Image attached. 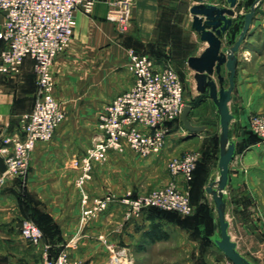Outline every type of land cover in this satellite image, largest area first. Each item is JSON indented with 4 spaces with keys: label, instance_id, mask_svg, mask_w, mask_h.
Masks as SVG:
<instances>
[{
    "label": "crops",
    "instance_id": "crops-1",
    "mask_svg": "<svg viewBox=\"0 0 264 264\" xmlns=\"http://www.w3.org/2000/svg\"><path fill=\"white\" fill-rule=\"evenodd\" d=\"M113 1L99 0L90 15L77 12L72 45L53 64L55 96L65 112V121L50 142L37 144L27 184L21 186L10 181L0 186V264H44L46 251L53 257L67 252L76 264H108L110 254L106 244L126 247L136 259L144 260L148 254L163 253L161 247L171 239L172 229L180 232V240L187 237V230L181 231L180 227L156 217L150 210L139 218L127 220L128 207L122 200L128 193H131L130 198H136L151 187L172 181L186 188L188 184L180 177H173L165 167L170 158L183 157L195 150L197 143L207 139L206 123L194 122L195 126H204L206 130L192 135L181 122L183 127L171 130L163 150L148 158L137 156L128 146L123 153L110 152L106 163L95 166L93 178L85 184L84 191L92 198L112 195L114 200L96 218L85 223L81 219V194L75 185L81 171L76 162L101 137L98 124L105 106L134 86V78L127 67L128 51L133 49L150 56L159 68L171 64L185 66L194 75L187 61L207 48V43L201 42L191 29L190 8L196 4L193 0H135L132 28L126 34L120 33L115 22L109 19ZM248 10L246 6L239 12ZM1 23L0 16V28ZM238 25L233 39L240 32L241 20ZM250 32L246 47L239 53L236 86L230 104L235 115L236 143L248 130L250 117L264 113V0ZM36 80L31 59L25 60L19 76L0 75V137L20 131L22 116L33 109ZM187 104L194 106L189 116L191 122L193 113L201 106H209L212 118L217 117L219 122L213 102L197 92L186 97ZM262 144H253L244 154V161L248 162ZM234 164L235 159L230 167L228 188L230 234L239 250L250 258L241 249L234 234L236 223L230 218L231 192L240 181L233 177ZM205 165L199 166L192 190L193 200L197 202L208 184ZM163 168L157 183L156 171ZM258 179L250 177L252 184ZM208 198V209L212 211L214 204L210 196ZM238 211L234 213L241 216L247 207L241 204ZM26 219L36 223L43 233L39 246L32 245L21 235V224ZM248 237L258 244L254 246L264 251L263 241L250 230ZM192 245L195 250L197 244ZM214 253L208 251L207 257H199L197 264H227L229 260L224 255L221 258ZM189 261L183 260L184 264Z\"/></svg>",
    "mask_w": 264,
    "mask_h": 264
},
{
    "label": "built area",
    "instance_id": "built-area-1",
    "mask_svg": "<svg viewBox=\"0 0 264 264\" xmlns=\"http://www.w3.org/2000/svg\"><path fill=\"white\" fill-rule=\"evenodd\" d=\"M99 0H0V75L16 77L21 74L25 60L34 62L36 93L33 109L22 116L21 133L3 136L1 155L7 171L0 173V183L8 177H26L31 153L39 141L52 140L65 121V112L55 96L56 80L53 64L70 47L77 25L78 11L90 15ZM135 0H114L110 3L109 19L120 33L132 27L131 14ZM129 72L134 78L132 89L119 94L107 104L100 115L102 135L84 159L87 178L91 159L106 161L110 151L121 153L128 146L140 157L159 154L165 147L172 125L181 120L186 106V90L182 79L171 67H158L148 55L128 51ZM249 130L264 143V113L250 117ZM200 152L194 151L176 158L168 169L173 177L182 178L187 188L176 182L136 199L125 198L128 217L138 218L145 210L156 208L181 216L193 214L189 188L194 179ZM86 178V177H85ZM84 183V179L80 181ZM114 198H91L84 195L86 207L83 219L90 220L105 212ZM21 235L34 246H39L43 233L32 220H23ZM109 264H132L129 250L112 244ZM44 264H76L67 252L56 257L45 253Z\"/></svg>",
    "mask_w": 264,
    "mask_h": 264
},
{
    "label": "rangeland",
    "instance_id": "rangeland-1",
    "mask_svg": "<svg viewBox=\"0 0 264 264\" xmlns=\"http://www.w3.org/2000/svg\"><path fill=\"white\" fill-rule=\"evenodd\" d=\"M131 24H133V13L131 14ZM72 41H73V39H72ZM71 45H72V43H71ZM71 45H70V47H71ZM70 47H69V49H70ZM171 67L178 73L179 77L182 79V81L185 85L187 98H189V96L192 95L193 93L197 92L196 87H195L194 75H192L190 73V71L185 66H179V65L171 64ZM35 93H36V90H35ZM35 93H34V100H35ZM57 100L59 101L58 98H57ZM211 110L212 109L209 106H201L195 113H193V116H192L193 121L191 122V123H193V125H195L194 122L195 123L196 122L206 123L208 125L207 126V132H208L207 133L208 134L207 139L203 140V142L201 144L197 143L196 144L197 148L192 151V152L197 151V152H200L202 154V158L206 164L205 165L206 170H204V171L205 172L207 171L206 175L208 177L207 178L208 184L210 182H213L216 179L215 178V172L217 170L215 171V169H217V164H218V159H219L220 126H219L218 119H216L217 117H214L215 119L212 118ZM21 125H22V122H21ZM175 127L181 128L183 126H182V123L180 121H178L172 125V129ZM98 128L101 131L100 121L98 124ZM19 133H21V129L16 134L18 135ZM100 133L102 134V131ZM50 141H48V142H50ZM97 142L98 141L95 140L93 145L89 148V150H87V152L84 154V156L76 162L77 167H79V169L81 171L78 179L76 180L75 185L81 194V203L83 206L81 219L83 220V223L89 222L90 220H92V219L96 218L97 216H99L100 214H102V213L97 214L95 217L91 218L90 220H84L83 219V214H84V211L86 209V207L83 204L84 195H87L89 198H91V203H90L91 206L93 204H95L94 200L96 199V198L90 197L87 194V192L84 191L85 184L93 178L95 166L97 164H104L108 160V158L106 161H102V160H98V159H91V161H90L91 166H90V170H89L90 175L87 178L86 171L84 168V166H85L84 159H85V156L88 153V151L93 149L94 146L97 144ZM38 143H47V142L39 141ZM256 143L260 144L262 142L258 138V136H256L252 131L249 130V128L245 132L244 137L239 139V141L237 143L238 148H237V155L235 158V164L233 166V177L240 180V181H239V184H236L235 189H233L231 192L232 209H231V217L230 218H231V220H233L234 224L236 223L235 224V232L234 231L233 232L236 235L237 240L241 243V249L243 251H245V253H247L251 259H254L252 261H254L256 264H264V251H261L260 248H258L257 246H254L257 243L256 244H255V242L252 243V240H251L252 238L248 237V230H250V231H252L253 236H255V237L257 236V239H261L264 243V146H263L264 144H262L254 152L253 156L251 157V159H249L248 162L244 161V154L253 144H256ZM36 146H35V149H36ZM35 149H34V151H35ZM34 151L30 154L31 155L30 163H29L28 173H27L26 177L23 178V177L18 176V175L14 176V177H8L4 183H0V186H6V184L10 181L18 182V184H20L21 186H25L27 184L28 178L30 176L31 160H32V156H33ZM110 152H114V151H110ZM123 152H121V153H123ZM136 155L139 156L138 154H136ZM170 159L171 160L168 161L169 163L176 158H170ZM168 162H167V165L169 166ZM167 165L165 168H168ZM165 168L156 171L157 175L155 176V179H156L157 183L161 179L160 174H162V171ZM250 177H256L257 179L259 178L260 180L258 179V181H256L255 184H252ZM82 179H84V183H80V181ZM172 182H175V181H172ZM172 182H170V183H172ZM170 183H168L166 185H160V186L157 185L156 188L151 187V189H149L147 191V193H144L140 196L149 195L150 193H152L153 191H155L157 189H161V188L168 186ZM208 184L207 185L205 184L206 187L208 186ZM181 189H185V188H181ZM190 189L191 188H189V194H191ZM130 195H131V193H128L126 195V198L133 200V199H136L139 197L138 196L136 198H130ZM106 196H111L112 198H114V196H112V195H106ZM208 196L206 195V192L203 191V192H201V195L198 197V199H200V201L198 200V202H197V200L195 201L192 198V203H193L192 206L194 209L192 215L180 216V217L177 215V217H175V219H173L174 221L170 218L166 219L169 222H171V224L176 225V227H180L181 231L187 230L188 233H187L186 238L183 236L181 238V240H182L181 241L178 238V234L180 232L177 233L176 232L177 230L172 229L171 239L169 240L168 243H166L165 245H162V247H161L162 250H164L163 253H161V254L160 253L148 254V257H146L147 259H144V260L141 258L139 260L136 259L135 256L130 251V249L127 248L129 250V257L132 259V264H184L183 260H186V259L190 260L189 261L190 263L193 262L192 260H195L193 262V264H197V262H198L197 260H199V257L202 258L203 256H206V253L208 251L209 252H211V251L215 252L221 258H223V254L221 252H219L217 250L216 246L212 242H210L208 239L209 236H211V235L213 236L216 232L214 209L212 211L209 210L211 213V217L206 218V222H204V224H203V226L206 225V227H203V226L200 227V232L197 234L195 232V229L193 228V226L195 224V219L193 217L195 216V214L197 212L198 206H204V207L208 208V204H209ZM102 198H104V197H102ZM190 201H191V198H190ZM240 203L247 207V211H246L247 213L244 212L243 214H241V216H236V213H234V210H236V212H239L238 210H239V207L241 205ZM154 209H156V208H149V209L145 210V212L149 211V210L151 211ZM157 210H159V209H157ZM128 212H129V208H127L125 217L127 220H130L132 218L128 217ZM241 212H243V211H241ZM212 219H213L214 224H212ZM182 222L186 223L188 225H192V227L187 226V225H183ZM185 240H187L186 244L183 243V242H185ZM255 241H257V240H255ZM194 243L197 244V246H195L196 251L193 249V247H191V246H193L192 244H194ZM111 245L112 244H106L107 250L110 254V260L108 261V264L110 263L111 258H112V253L110 250ZM114 245H116L117 247H121V246H118L117 244H114ZM124 248H126V247H124ZM209 256L210 255H208V257ZM206 257H203V258L205 259ZM227 264H231V263L228 261Z\"/></svg>",
    "mask_w": 264,
    "mask_h": 264
},
{
    "label": "water",
    "instance_id": "water-1",
    "mask_svg": "<svg viewBox=\"0 0 264 264\" xmlns=\"http://www.w3.org/2000/svg\"><path fill=\"white\" fill-rule=\"evenodd\" d=\"M190 8L191 29L196 32L207 48L199 55L190 57L188 67L194 72L196 91L199 96L213 102L219 117V159L217 178L208 184L205 192L214 204L215 229L212 241L216 248L232 264H256L238 248L230 234L227 214L230 167L237 154L235 140V115L230 104L236 86L239 53L247 45L251 36V25L263 0H254L245 13L239 10L247 6L249 0H193ZM238 10V14L236 11ZM241 20L238 36L233 39V31ZM194 106L187 104L181 115L183 126L192 135L206 130L195 126L189 116ZM3 136L0 137V149ZM7 171L4 157L0 153V173Z\"/></svg>",
    "mask_w": 264,
    "mask_h": 264
},
{
    "label": "trees",
    "instance_id": "trees-1",
    "mask_svg": "<svg viewBox=\"0 0 264 264\" xmlns=\"http://www.w3.org/2000/svg\"><path fill=\"white\" fill-rule=\"evenodd\" d=\"M254 0H249L248 2H247V7H250V5L252 4V2H253ZM239 25H237V27L234 29V31H233V33H236L238 30H239ZM180 122H182L181 120H180ZM203 163H205L204 162V160H203V158L201 159V161L198 163V165H197V168H196V170H195V173H194V179L191 181V183H190V187H191V195H190V198H191V203H192V198H193V196H192V190H193V186H194V184H195V182H196V173H197V170H198V168H199V166L201 165V164H203ZM194 199V198H193ZM192 205H193V203H192ZM154 214H155V216L156 217H160V218H162V219H167V218H170V219H175V217H177V215L180 217L181 215H179V214H177V213H174V212H168V211H163V210H157V209H154V210H151ZM208 217H211V213H210V211H209V209L207 208V207H204V206H198V208H197V212H196V214H195V216L193 217L194 219H195V224H194V226H193V228L195 229V232H196V234L197 233H199L200 232V227H202L203 226V224H204V222H206V218H208ZM174 221V220H173ZM183 223V222H182ZM212 224H214L213 223V219H212ZM183 225H187V226H190V227H192V225H188V224H186V223H183ZM203 227H206V225H204ZM212 227V226H211ZM208 235V234H207ZM212 235L211 236H209L208 237V239H209V241L210 242H212L213 243V241H212ZM214 244V243H213Z\"/></svg>",
    "mask_w": 264,
    "mask_h": 264
}]
</instances>
